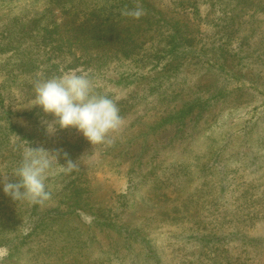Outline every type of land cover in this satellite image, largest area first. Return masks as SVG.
I'll use <instances>...</instances> for the list:
<instances>
[{"label": "rangeland", "instance_id": "rangeland-1", "mask_svg": "<svg viewBox=\"0 0 264 264\" xmlns=\"http://www.w3.org/2000/svg\"><path fill=\"white\" fill-rule=\"evenodd\" d=\"M117 1L0 0V263L264 264V0H146L130 32L151 38L129 57L21 34L66 37L65 7ZM73 71L119 109L103 143L32 106L36 81ZM29 146L53 159L43 204L3 191Z\"/></svg>", "mask_w": 264, "mask_h": 264}, {"label": "clouds", "instance_id": "clouds-1", "mask_svg": "<svg viewBox=\"0 0 264 264\" xmlns=\"http://www.w3.org/2000/svg\"><path fill=\"white\" fill-rule=\"evenodd\" d=\"M126 14L138 19L143 15V9L136 8ZM34 93L32 106H38L45 114H51L59 128L77 129L92 145L105 142L108 134L122 124L114 100L96 94L87 73L78 74L73 71L38 80L34 84ZM46 131L52 133L55 128L48 125ZM49 153L42 148H26L14 172L16 182L4 183V193L13 200L25 199L33 204L48 201L51 193L46 187V179L53 167ZM55 159L58 161L57 154ZM62 167L68 173L77 164L66 159Z\"/></svg>", "mask_w": 264, "mask_h": 264}, {"label": "trees", "instance_id": "trees-1", "mask_svg": "<svg viewBox=\"0 0 264 264\" xmlns=\"http://www.w3.org/2000/svg\"><path fill=\"white\" fill-rule=\"evenodd\" d=\"M134 4L139 5L137 7L145 11L149 8V2L146 0H118L116 3L113 2V4L109 5L108 11L103 13L92 11L86 16L85 14L79 15V13L74 9L69 10L68 7H65V14H67V18L64 23H62L63 25H68V27H66L68 31L67 34H69L68 36L61 37L60 33L57 32V26L59 27L60 23H54L55 35L48 34L52 32V29L44 28L42 31L41 29L35 27L34 23L28 24L24 30H21V34L36 37L35 41L37 44L38 41H40V44L42 45L41 47H44V49L46 48L53 54L68 53L75 56L74 54L78 48L86 51L90 48H95L96 45H101V49L103 51L99 55L102 59L112 58L109 53L113 50L115 52L114 54L119 52L120 56L122 54L123 57L133 56L132 54L134 51L141 50L143 44L148 39L150 40L151 37L143 36L142 38L140 35L135 36L133 32H130V30L136 27L139 28L143 21L145 23L148 22L147 25H149V19L154 18L151 16L147 18V13H145V15L140 16V21L130 20V16L127 14L125 18L122 19L125 12L127 13L128 11L134 9ZM122 7L124 10L120 11L115 17L114 15L116 14V11L121 10ZM156 16H158V14ZM138 22L139 25L135 26ZM123 32L126 34L122 35ZM11 34L12 33H10L9 36H11ZM175 38V34L170 35V42L173 43V45L178 44V41ZM15 39H17L15 35L9 37L7 41L9 48H12L14 45L23 44L25 41V38H19L16 40V43H14L13 40ZM31 64L34 67L35 59L32 60ZM69 66H72V64L67 63L64 69ZM29 69H31V65H29Z\"/></svg>", "mask_w": 264, "mask_h": 264}]
</instances>
